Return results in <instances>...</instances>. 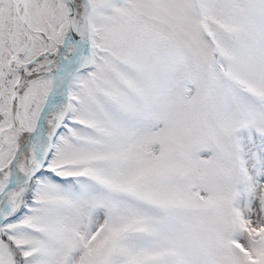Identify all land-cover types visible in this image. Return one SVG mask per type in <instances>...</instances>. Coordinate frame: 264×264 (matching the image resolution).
Here are the masks:
<instances>
[{
	"label": "snow or ice",
	"instance_id": "1",
	"mask_svg": "<svg viewBox=\"0 0 264 264\" xmlns=\"http://www.w3.org/2000/svg\"><path fill=\"white\" fill-rule=\"evenodd\" d=\"M0 264H264V0H0Z\"/></svg>",
	"mask_w": 264,
	"mask_h": 264
}]
</instances>
